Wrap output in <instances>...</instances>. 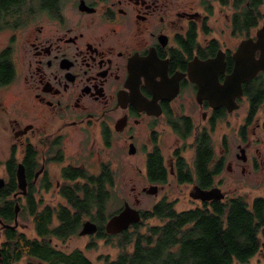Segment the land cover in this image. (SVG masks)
I'll return each instance as SVG.
<instances>
[{"label":"flooded vegetation","instance_id":"1","mask_svg":"<svg viewBox=\"0 0 264 264\" xmlns=\"http://www.w3.org/2000/svg\"><path fill=\"white\" fill-rule=\"evenodd\" d=\"M7 31V43L22 44L3 85H22L20 108L30 115L10 116L21 156L13 145L2 163L3 186L15 182L5 200L20 205L13 229L25 211L34 222L31 201L50 207L55 222L76 189L110 188L113 164L102 157L114 154L136 157L139 203L145 193L159 195L153 205H175L173 188L200 205L220 200L193 198L195 186L248 206L264 201V0H37ZM18 163L25 191L13 197ZM38 189L64 202L43 203ZM14 217L15 207L11 222L1 218ZM257 254L264 259V249Z\"/></svg>","mask_w":264,"mask_h":264},{"label":"trees","instance_id":"2","mask_svg":"<svg viewBox=\"0 0 264 264\" xmlns=\"http://www.w3.org/2000/svg\"><path fill=\"white\" fill-rule=\"evenodd\" d=\"M36 4L37 0H0V31L18 25L24 8ZM13 51L11 42L0 49V85L14 73ZM7 167L13 176L12 159ZM107 177L110 181V174ZM14 183L12 179L0 188V216L5 222L13 218L14 201L5 199L15 190ZM99 186L83 193L76 189L68 196L69 205L59 208L55 222L50 207L39 210L30 198L37 235L29 237L23 231L5 228L0 264H244L264 249L263 200L248 206L242 199L229 196L182 210L160 201L141 211V219L128 229L108 234L102 222L110 188ZM87 217L101 222L95 236L118 248L115 257L105 255L102 261H93L79 248L67 252L52 243L53 238L65 240L78 232ZM152 218L158 223L146 222Z\"/></svg>","mask_w":264,"mask_h":264},{"label":"rangeland","instance_id":"3","mask_svg":"<svg viewBox=\"0 0 264 264\" xmlns=\"http://www.w3.org/2000/svg\"><path fill=\"white\" fill-rule=\"evenodd\" d=\"M9 32L8 31H0V49L4 48L7 45V38ZM22 41L21 39L17 42H14L12 46L15 50L14 60H18V51L19 47H21ZM21 51L19 52V54ZM17 64V63H16ZM17 68H19L17 64ZM22 85H0V176L6 177V173L4 170V166L2 163L9 158L10 150L13 145H16L17 151L16 156H21L20 147L18 146V142L15 141L13 131L11 130V120L10 116L14 115L17 116L21 122H25L28 120L30 115L24 112L23 109L20 108L21 104V88ZM68 148L71 147V142L67 141ZM102 160H108L112 162V169L114 170V180L113 184L110 187V198L106 201L105 205V220L107 219L108 215L123 206L124 200H127L129 204L133 205L135 202L134 193L135 190H132V186L134 184L137 185V181L141 180V176L137 173L135 168L136 157H132L126 153L122 154L121 156L117 157L115 154L113 157H102ZM57 165L51 164L49 166L50 173H57L58 171ZM223 176H226V183H224L223 189L231 195V175L226 174V172H222ZM138 191L140 188L137 185L136 188ZM166 191V190H165ZM188 189H167L169 193V197L178 200L175 204V208L178 210L187 209L196 205H200L196 201H192L190 197L187 195ZM243 191H240L242 193ZM162 193V191H161ZM258 195V191L254 189L252 191V196ZM11 196V195H10ZM7 196V197H10ZM140 198V203L137 206L142 211L149 210L152 208L153 204L158 200L159 195H151L141 193L137 195ZM37 199L42 198L43 203H52L56 204L58 202H64L63 198H61L58 194L55 193L54 189L50 190H37ZM175 199V200H176ZM19 201L24 205V198L21 197ZM1 203V200H0ZM102 222V224H104ZM147 223H158L156 219H149L146 220ZM18 223L22 224V227H18V230H22L27 234L29 237L35 236L32 216L28 214L26 211L18 216ZM101 224V222L98 221ZM96 234L93 235H79L78 232L69 236L65 240H58L53 238L52 243L57 246L58 248L64 251H70L75 248L81 249L91 260L93 261H102V256L108 255L109 257H115V254L118 251V248L114 246L112 243L106 242L105 238L96 237ZM3 233L0 231V242L3 240ZM116 242V239L113 240ZM264 259L261 255L257 253L251 257L247 263L244 264H263ZM18 264H24V261H20ZM238 264V263H234Z\"/></svg>","mask_w":264,"mask_h":264},{"label":"water","instance_id":"4","mask_svg":"<svg viewBox=\"0 0 264 264\" xmlns=\"http://www.w3.org/2000/svg\"><path fill=\"white\" fill-rule=\"evenodd\" d=\"M241 78V77H238ZM231 84V76L225 81L224 86L227 87ZM231 86V85H230ZM227 102V101H226ZM16 178L19 187V191L13 193V197H16L18 194L23 193L25 191V175H24V168L22 163H18L16 168ZM5 183L3 177H0V187H2ZM147 193H154L156 189L154 187L144 189ZM193 198L199 199H223L225 193L221 191L219 188H211V189H202L199 186H195L190 193ZM139 203V199L135 200L133 205L129 204L127 201L123 203V206L118 209L113 214L109 215L107 220L104 223V230L108 234H117L122 232L123 230L128 229L133 223L138 222L141 219V212L136 207ZM15 224H8L3 221L0 217V225L1 227H16L17 226V214L20 209V205L18 201H15ZM98 230V225L95 221L91 219H85L82 224L81 228L78 231L79 235H86V234H94Z\"/></svg>","mask_w":264,"mask_h":264}]
</instances>
